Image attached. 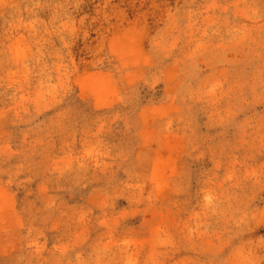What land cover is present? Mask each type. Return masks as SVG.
Returning <instances> with one entry per match:
<instances>
[{"label":"rangeland","instance_id":"obj_1","mask_svg":"<svg viewBox=\"0 0 264 264\" xmlns=\"http://www.w3.org/2000/svg\"><path fill=\"white\" fill-rule=\"evenodd\" d=\"M0 264H264V0H0Z\"/></svg>","mask_w":264,"mask_h":264}]
</instances>
